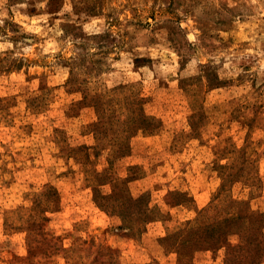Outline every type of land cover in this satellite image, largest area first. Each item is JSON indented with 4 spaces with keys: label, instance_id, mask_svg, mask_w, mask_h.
I'll return each instance as SVG.
<instances>
[{
    "label": "rangeland",
    "instance_id": "374dc122",
    "mask_svg": "<svg viewBox=\"0 0 264 264\" xmlns=\"http://www.w3.org/2000/svg\"><path fill=\"white\" fill-rule=\"evenodd\" d=\"M0 264H264V0H0Z\"/></svg>",
    "mask_w": 264,
    "mask_h": 264
},
{
    "label": "trees",
    "instance_id": "16d2710c",
    "mask_svg": "<svg viewBox=\"0 0 264 264\" xmlns=\"http://www.w3.org/2000/svg\"><path fill=\"white\" fill-rule=\"evenodd\" d=\"M147 128H150V127H147ZM147 128H146V129H147Z\"/></svg>",
    "mask_w": 264,
    "mask_h": 264
}]
</instances>
